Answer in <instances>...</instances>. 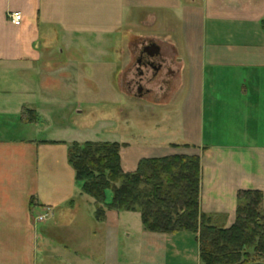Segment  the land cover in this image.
I'll use <instances>...</instances> for the list:
<instances>
[{
    "label": "crops",
    "instance_id": "1",
    "mask_svg": "<svg viewBox=\"0 0 264 264\" xmlns=\"http://www.w3.org/2000/svg\"><path fill=\"white\" fill-rule=\"evenodd\" d=\"M15 12L18 27L9 21ZM263 21L264 0H0V264H203L194 233L147 232L136 212L106 209L96 219L94 200L68 164V146L87 141L62 126L74 104L61 93L87 97L99 65L112 67L116 94L126 100L123 82L138 53L130 43L161 41L172 81L136 97L150 105L141 120L156 119L150 141L105 143L121 146L126 174L144 159L198 157L200 213L229 229L239 191H260L264 207ZM60 37L87 52L89 40L103 46L106 62L55 61L51 43ZM89 66L90 76L80 72ZM161 133L180 141L155 139Z\"/></svg>",
    "mask_w": 264,
    "mask_h": 264
},
{
    "label": "trees",
    "instance_id": "2",
    "mask_svg": "<svg viewBox=\"0 0 264 264\" xmlns=\"http://www.w3.org/2000/svg\"><path fill=\"white\" fill-rule=\"evenodd\" d=\"M264 30V21L262 22ZM117 143H72L68 164L84 194L95 202V216L104 219L106 209L140 214L145 231L160 234L191 232L198 236L203 264H248L253 249L264 258V207L260 191H239L236 218L229 229H220L213 218L200 213V159L169 156L144 159L132 174L123 172ZM112 201L106 205V192ZM33 205V203H32Z\"/></svg>",
    "mask_w": 264,
    "mask_h": 264
},
{
    "label": "rangeland",
    "instance_id": "3",
    "mask_svg": "<svg viewBox=\"0 0 264 264\" xmlns=\"http://www.w3.org/2000/svg\"><path fill=\"white\" fill-rule=\"evenodd\" d=\"M89 42V46L94 49L93 52H87L86 48L81 45V43L68 45L62 37L58 38L57 42L51 43L56 51L54 56L55 61L63 63L80 62L89 64H101L103 61L106 62L107 58L103 57V55L98 52L103 46L91 43L92 41L90 40ZM150 42L157 46L159 45V47L164 46L161 41L154 38H141L130 44L136 47L137 51H139L142 45ZM111 45H115L114 40ZM91 48L87 49L90 50ZM135 56L136 54L133 53L132 64L126 73V79L123 82V88L125 89V92L127 90L128 95L126 100H123L122 98L119 99L116 94L115 83H113L115 76L112 67L109 70H105L99 67V65H97V68L93 71L95 77L94 82L91 83L92 80L90 79L88 84L86 83L85 85V89L88 88L89 90V95L87 97L83 95H73L72 100H65L64 98L68 97L61 93L64 102L73 101L72 104H74L73 109H66L61 115V124L64 128H75L78 131L75 135L78 140L91 143H105L118 140L119 137L122 139H131L143 135L147 138L145 141H150V128L153 127L152 124L155 123L156 119H153L150 114H147V116L141 120V115L139 113L148 109L150 105L144 108L138 105V101L136 100L137 86L141 83L144 91L149 90L151 93L152 90L161 87L163 83L165 84L166 82L172 81V77L167 73V70L172 68V64H169V60H166L164 57L166 61H163L161 73L155 83H150V79L152 78L151 70H144L143 79L139 82V78L136 74V66L134 64ZM109 57L111 61L110 63L120 64L118 60L116 61L113 53H109ZM158 62H160V58L158 59ZM81 71L84 73L88 72L89 76L90 73H92L90 66L83 70L80 68V72ZM106 86H110L109 91H105L110 97L102 96L104 93H102V87ZM137 120L144 121L146 124L142 126L140 123H137ZM155 139H159V141L166 140L169 142H179L180 135H165L164 133H161ZM107 192L112 193L111 190H107ZM244 254L249 255L247 261L248 264H255L264 261V258L262 256H257L252 248L249 250H243L242 255ZM244 261L245 259L241 258L239 264H243Z\"/></svg>",
    "mask_w": 264,
    "mask_h": 264
},
{
    "label": "flooded vegetation",
    "instance_id": "4",
    "mask_svg": "<svg viewBox=\"0 0 264 264\" xmlns=\"http://www.w3.org/2000/svg\"><path fill=\"white\" fill-rule=\"evenodd\" d=\"M159 58L160 62H158ZM162 58L163 57L161 56L160 47L154 43L150 42L141 46L134 60L139 82L143 79L144 70H151L152 78L150 79V83H155L161 73L162 63L164 61ZM137 90L139 92L143 90L141 83L137 86ZM146 92H149V90H146ZM260 263H264V261Z\"/></svg>",
    "mask_w": 264,
    "mask_h": 264
},
{
    "label": "built area",
    "instance_id": "5",
    "mask_svg": "<svg viewBox=\"0 0 264 264\" xmlns=\"http://www.w3.org/2000/svg\"><path fill=\"white\" fill-rule=\"evenodd\" d=\"M9 21H10V23L12 25H14L16 27L20 26L21 23H22V15H21V13H18V12L11 13L9 15ZM49 215H50V212H48V211L44 212V213H42V214L37 216V221L43 222V221H45L48 218Z\"/></svg>",
    "mask_w": 264,
    "mask_h": 264
},
{
    "label": "water",
    "instance_id": "6",
    "mask_svg": "<svg viewBox=\"0 0 264 264\" xmlns=\"http://www.w3.org/2000/svg\"><path fill=\"white\" fill-rule=\"evenodd\" d=\"M155 48V47H154ZM156 49V48H155ZM255 264H264V263H255Z\"/></svg>",
    "mask_w": 264,
    "mask_h": 264
}]
</instances>
